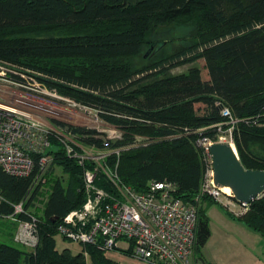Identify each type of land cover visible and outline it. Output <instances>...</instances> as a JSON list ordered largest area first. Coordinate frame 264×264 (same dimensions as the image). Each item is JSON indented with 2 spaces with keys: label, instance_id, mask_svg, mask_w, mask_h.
<instances>
[{
  "label": "trees",
  "instance_id": "trees-1",
  "mask_svg": "<svg viewBox=\"0 0 264 264\" xmlns=\"http://www.w3.org/2000/svg\"><path fill=\"white\" fill-rule=\"evenodd\" d=\"M179 23L190 27L186 43L163 58L138 62L146 42ZM62 55L83 57L89 68L79 66L77 73L47 70L23 60ZM0 60L42 69L61 80H47L50 87L97 108L104 120L124 132L121 140L110 141V148L130 145L137 136L148 138L146 145L112 154L108 163L136 191H145L151 181H171L182 199L196 203V259L207 263L202 253L211 235L207 210L217 201L202 207L197 200L210 161L199 140H216L219 123L230 121L222 115L223 107L238 120L232 141L241 162L264 169V155L253 149L259 145L264 150V0H0ZM195 61L201 65L170 72ZM11 77L24 80L16 73ZM70 128L82 141L106 146L94 129ZM52 142L47 152L68 177H58L52 185L38 216L35 250L6 242L14 241L16 223L0 218V264H89L88 256L91 264H123L97 245L86 244L77 254L57 247L58 223L86 201L85 167L66 155L57 138ZM32 180L0 169V187L11 202L24 198ZM96 183L116 189L104 173ZM0 211L12 207L5 204ZM230 214L264 235V195L243 214Z\"/></svg>",
  "mask_w": 264,
  "mask_h": 264
},
{
  "label": "built area",
  "instance_id": "built-area-1",
  "mask_svg": "<svg viewBox=\"0 0 264 264\" xmlns=\"http://www.w3.org/2000/svg\"><path fill=\"white\" fill-rule=\"evenodd\" d=\"M7 64L0 60V169L15 177L33 176L28 193L19 202L9 201L0 187V208L5 204L12 207L10 212L0 211V218L16 223L14 241L31 251L39 244L40 219L32 203L34 195L42 191L48 171L55 167L54 155L47 152L55 137L62 143L66 155L85 167L86 191L84 204L58 223L59 235L82 245H97L108 253H126L149 264H192V261L195 264L196 203L182 199L178 185L171 181H151L145 191H136L123 183L108 163L112 154L119 155L121 150L146 145L150 140L137 136L130 145L110 148V141L121 140L124 132L104 120L97 108L33 83L29 76L8 68ZM11 73L20 74L24 80L12 78ZM67 107L77 109V126L94 129L106 146L86 143L78 134L71 131L66 134L51 122L56 120L61 124L57 119L66 113ZM93 111L96 113L92 114ZM221 113L230 122H238L229 108L223 107ZM233 128L234 124L231 131ZM229 141L233 142L232 133ZM212 142L207 137L199 140L208 152ZM102 148L108 150L104 152ZM100 173L114 183V191L97 185ZM213 175L210 156L197 200L201 195L219 200L224 196L233 214H243L249 204L238 202L232 193L216 186ZM121 241L129 243V248L121 247ZM197 264L207 263L197 261Z\"/></svg>",
  "mask_w": 264,
  "mask_h": 264
},
{
  "label": "rangeland",
  "instance_id": "rangeland-1",
  "mask_svg": "<svg viewBox=\"0 0 264 264\" xmlns=\"http://www.w3.org/2000/svg\"><path fill=\"white\" fill-rule=\"evenodd\" d=\"M170 29H171L170 33H166L165 36H161L156 41H148L144 44L142 52L137 57L139 63L146 64L151 60L163 58L164 56L173 53L176 46L184 44L189 40V34L191 33L189 26H185L179 23V25L171 26ZM55 33H61V32L55 31ZM43 34H49V32H44ZM23 60H25L26 62L34 63L47 70L50 69L54 70L59 68L60 70L63 71H71L77 73L79 66L80 67L87 66L89 68L87 62H84V58L78 57L77 55H62V56H52V57L33 56L27 58L24 57ZM7 65L8 68L12 67L15 70L21 71L22 73L26 74V76H29L31 82L39 83L44 87H47L48 89H55L58 93H60L58 88L50 87L47 80H54V81H61V80L49 75L48 73L44 72L42 69L39 68L37 69L30 66H24L21 64L16 65V64L8 63ZM195 65H201V63L199 61H195L192 63L180 64L175 67H172L170 72L173 74L184 73L187 72L189 68ZM65 110L66 113H63V115L60 116L59 119H57L58 121L61 122V124L59 122H55L56 120L54 121L50 120V121L57 127H60L66 134H69L70 131L72 132L70 126L77 127V109L67 107L65 108ZM95 113L96 111L92 112V114ZM79 120L82 119L80 118ZM233 124L234 126L236 125V123L230 122L228 120L219 123L220 126L216 134V140L213 139L212 141L213 142L229 141L231 133L233 131V130L231 131V127ZM261 148L262 147L259 145L253 146L255 153L263 156L264 150ZM107 150L108 149L105 150V148L101 149V151L104 152ZM58 177L66 179L68 175L65 174L61 170V168L57 166L52 167V169H50V174L47 175L46 182L43 186L42 191H39V193L34 195L33 198L34 201L32 203L33 210L35 214L40 216V218L42 217L41 215L43 212V207L45 205L48 194L51 191L53 183ZM204 197L205 195H201L199 198L202 207H207L209 203L213 202L212 201L213 199L214 201H217V204L216 203L212 204L211 207H209L207 210L209 216L211 235L206 245L202 248L203 255L205 254V256H207L208 258L209 257L216 258L221 262H223L224 264H237V263L255 264L256 256L252 253L253 251L248 249L249 246L247 245L250 242H255L256 240H258L256 235L258 236L260 235L259 237H262L263 239H264V235L248 227L241 220L234 218L230 214L231 211L229 210L230 209L229 206L225 204L227 200L226 197L221 196L220 200L212 197H211L212 199L209 198L204 199ZM1 239L2 238L0 237V240ZM5 241L10 244H14L24 249H27L24 246H21L20 244H17L16 242L12 241L10 238H7ZM56 243L59 249L70 248L72 252L75 254L81 252L83 248L86 247V244L82 245L79 242L67 240L59 234L56 236ZM120 245L125 249L129 248V243L125 241H121ZM104 252L108 253L107 251ZM114 256L116 257L118 255L114 254ZM122 257L128 259V256H122ZM193 258L195 260V264H197L196 247L193 254ZM88 263L91 264L89 261V256H88Z\"/></svg>",
  "mask_w": 264,
  "mask_h": 264
},
{
  "label": "water",
  "instance_id": "water-1",
  "mask_svg": "<svg viewBox=\"0 0 264 264\" xmlns=\"http://www.w3.org/2000/svg\"><path fill=\"white\" fill-rule=\"evenodd\" d=\"M209 152L216 186L231 187L234 198L244 204H250L264 195V169L246 168L233 142H212Z\"/></svg>",
  "mask_w": 264,
  "mask_h": 264
},
{
  "label": "crops",
  "instance_id": "crops-1",
  "mask_svg": "<svg viewBox=\"0 0 264 264\" xmlns=\"http://www.w3.org/2000/svg\"><path fill=\"white\" fill-rule=\"evenodd\" d=\"M209 207H211V206H209ZM256 236H257L258 240H256L255 242L248 243L247 246H249L248 249L253 251L252 253L256 256V258H255L256 263L255 264H264V241H263L264 239L262 237H259L260 235L259 236L256 235ZM114 254H117L118 256L115 257ZM107 255L110 258H112L118 262H121L123 264H149V263L144 262L140 259H137V258H135L129 254L122 253L119 251H112V252L107 253ZM122 256H128V259H125V257H122ZM203 257L207 263L224 264L223 262H221L220 260H218L216 258H213V257L208 258L207 256H205V254L203 255ZM237 264H247V263H237Z\"/></svg>",
  "mask_w": 264,
  "mask_h": 264
},
{
  "label": "bare ground",
  "instance_id": "bare-ground-1",
  "mask_svg": "<svg viewBox=\"0 0 264 264\" xmlns=\"http://www.w3.org/2000/svg\"><path fill=\"white\" fill-rule=\"evenodd\" d=\"M223 190H224L225 192H227V193H232L231 187H229V186H224V187H223Z\"/></svg>",
  "mask_w": 264,
  "mask_h": 264
}]
</instances>
